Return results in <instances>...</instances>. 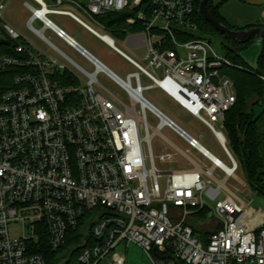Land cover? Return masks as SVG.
Wrapping results in <instances>:
<instances>
[{"label":"built area","instance_id":"obj_1","mask_svg":"<svg viewBox=\"0 0 264 264\" xmlns=\"http://www.w3.org/2000/svg\"><path fill=\"white\" fill-rule=\"evenodd\" d=\"M196 3L27 0L29 29L85 75L83 85L58 60L23 40L4 18L7 0H0V40L11 43L0 45L11 51H0V264H48L46 253L57 257L69 231L81 227L87 215L76 264H127L119 248L131 245L142 249L151 264H264V211L228 186L231 179L246 185L237 176L242 167L225 125L237 96L234 82L222 71L232 63L199 36ZM66 4L91 18L126 13L128 25L142 27L128 32L126 41L134 48L144 46V54L133 57L117 48L100 22L104 34ZM55 15L70 17L98 36L133 71L123 78L111 70L59 28L50 19ZM35 22L42 28L36 29ZM46 30L80 53L94 71L67 57L46 38ZM64 71L77 83L58 78ZM99 73L118 85L126 100L101 84ZM152 89L202 123L230 164L150 101L145 92ZM164 128L207 163L164 137ZM155 136L165 142L158 159ZM170 148L188 161L187 168H158L157 161H175ZM68 260L60 258L57 264Z\"/></svg>","mask_w":264,"mask_h":264},{"label":"rangeland","instance_id":"obj_2","mask_svg":"<svg viewBox=\"0 0 264 264\" xmlns=\"http://www.w3.org/2000/svg\"><path fill=\"white\" fill-rule=\"evenodd\" d=\"M26 1L27 0H7V8L4 13V18L6 19V21L12 27H14V29L17 30V32L23 37V40L25 39L27 42H30L34 47L39 49L42 53H45L51 58L58 60L67 68L69 72L73 73L76 77H78L83 85H85L87 81L85 75H83L69 60H67V58L60 55L48 43H46L44 40H42L29 29L28 24L31 13L25 6ZM50 19L56 25L68 32L76 41H78L84 48H86L88 52L99 58L104 64H106L111 70L116 72L121 77L125 78L128 73L133 71V69L130 68V66L125 62V60H123L119 55H117L112 48H110L107 44L99 40L97 37L91 36L69 17L50 16ZM34 27L36 29H41L42 24L40 22H35ZM98 32L100 34H104L106 33V30L102 26L98 25ZM44 34L46 38L51 43H53V45L59 48L73 62H75L82 68L88 70L89 72L94 71L93 66L80 53H78L69 45H67L63 40L59 39L54 32H52L51 30H46ZM206 37L212 39L210 35ZM114 40L115 46L117 48L129 53L133 57H141L144 54V48L128 50L125 46V39L114 38ZM258 40L260 39L256 38L255 41ZM213 44L220 53H223L220 45V40H216L215 38H213ZM248 47L240 50V55L245 54L248 50ZM98 80L117 97L126 100L125 92L112 80H110V78H108L104 73L98 74ZM143 83L144 85H147L149 82L147 80H143ZM145 96L158 107H160L176 122H178L181 127L185 128L188 132H190L196 139L201 142L204 147H206L216 157L225 162L227 165L230 164L213 134L195 117L186 112L176 102L168 98L164 93H162L158 89L146 91ZM255 110L257 114L264 112V101L262 103V106H256ZM148 118L151 121L153 119L151 114H148ZM261 130L264 133V119L262 121ZM162 134L164 137L176 144L182 151H186L190 153L191 156L195 159L203 163H207V160L203 158L200 153L192 149L188 150L187 143L184 142L176 134H174L170 129L164 128L162 130ZM164 144L165 142L162 137L155 136L153 138L152 147L156 159H158V157L160 156ZM169 151L175 154V161L173 162L174 164L171 166L170 164H162L157 161V166L160 170L168 169L170 167L186 165L185 163H187L188 161L184 157H182V154L180 152H174L172 148H170ZM218 175H220V173H218ZM237 176L246 185H243L240 180L231 179L228 182L229 188L234 191L239 198L250 202L253 207L260 208L264 211V200L256 196V194L250 189L242 168L237 172ZM160 182L162 184L164 182V178H160ZM119 251H121L126 256L127 264H151L144 251L135 245L129 246L128 249H126L124 246H121V248H119Z\"/></svg>","mask_w":264,"mask_h":264},{"label":"trees","instance_id":"obj_3","mask_svg":"<svg viewBox=\"0 0 264 264\" xmlns=\"http://www.w3.org/2000/svg\"><path fill=\"white\" fill-rule=\"evenodd\" d=\"M227 0H220L215 3L209 0L208 10L212 16L222 24L232 30H247L253 27H264L263 24H251L245 27L231 26L220 12V7ZM201 0L196 3V19L199 24V36L206 38L213 43V38L220 40L221 49L224 55L231 61L232 65L225 67L222 74L232 79L236 89V102L226 113L225 125L229 139V146L235 156L238 158L244 171L246 180L250 189L256 196L264 200V133L261 130L264 112L256 113V106H262L264 101V39L263 49L258 58L256 69L248 67L242 59L240 50L249 45L252 41L239 44L228 39L216 31L213 26L206 22L199 12ZM126 13H109L100 16V22L113 38L125 39L128 32H138L142 27L138 25L130 26L126 23ZM210 35L212 39L206 36ZM198 36V37H199ZM197 35H191L190 38H196ZM4 53H11L8 48H1ZM62 81L68 84H75V77L71 73L64 71L57 75ZM88 215L80 223L76 230H70L67 235V243L62 252L56 257L53 253L45 252L48 264H57L60 258L69 260L65 264H76L75 260L81 253L80 243L83 237V228L87 223ZM84 225V227H83ZM199 232V230H195Z\"/></svg>","mask_w":264,"mask_h":264},{"label":"crops","instance_id":"obj_4","mask_svg":"<svg viewBox=\"0 0 264 264\" xmlns=\"http://www.w3.org/2000/svg\"><path fill=\"white\" fill-rule=\"evenodd\" d=\"M219 1L220 0H214L215 3H218ZM65 8L75 11L83 20L88 22L90 24V26L95 31L98 32V18L97 17H93V18L88 17L87 15H84L80 10L75 9L74 6H72L70 4H66ZM220 12H221L222 16L226 19V21L231 26H234V27H240L241 28V27H245V26H248V25H251V24H263L264 23V0H227L220 7ZM55 16H63V15H55ZM65 17H67V16H65ZM70 19L73 20L72 18H70ZM73 21L76 24H78L80 27H82L91 36H95V37L98 38V36H96L93 33H91L89 30L84 28L81 24H79L75 20H73ZM59 28H61V27H59ZM67 34L71 38H73L68 32H67ZM259 39L260 40H258V41H255L256 39H253V41L249 45L244 46L242 48V49H244V48L249 46L247 48L248 50L246 51V53L242 54L241 57L247 63L248 67L251 68V69H256L257 68L258 58H259V55H260V53L262 52V49H263V42H262L261 38H259ZM76 42L79 43L78 41H76ZM252 44H253V46H252ZM125 46H126V48L128 50L140 49V48H134V46L130 42L126 41V38H125ZM142 48H144V46ZM253 60H254V63H253ZM187 149L189 150L191 148L188 146ZM192 150H194V149H192ZM194 151H196V150H194ZM184 152L186 154L191 155L190 153H188L186 151H184ZM173 164L174 163H172L171 166ZM181 168H187V165L177 166V167H170V169H181Z\"/></svg>","mask_w":264,"mask_h":264},{"label":"water","instance_id":"obj_5","mask_svg":"<svg viewBox=\"0 0 264 264\" xmlns=\"http://www.w3.org/2000/svg\"><path fill=\"white\" fill-rule=\"evenodd\" d=\"M208 3L209 0H201L199 8L200 14L216 31L226 36L228 39L239 44L248 43L256 38L264 39V27H253L247 30H232L212 16L208 10ZM0 45L10 46L11 43L6 40H0Z\"/></svg>","mask_w":264,"mask_h":264}]
</instances>
